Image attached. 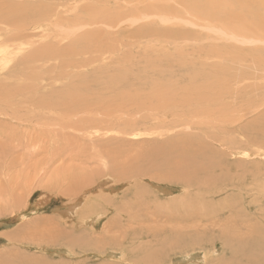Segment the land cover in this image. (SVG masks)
<instances>
[{
    "label": "bare ground",
    "instance_id": "6f19581e",
    "mask_svg": "<svg viewBox=\"0 0 264 264\" xmlns=\"http://www.w3.org/2000/svg\"><path fill=\"white\" fill-rule=\"evenodd\" d=\"M8 1L5 0L0 5V27L3 28V32L1 31L0 34V115L6 116V118H0V133L5 142H13L18 139L14 138L16 135L14 136L15 133H13V130L11 131L8 125L23 129V126L29 122L39 120V116L43 117L40 118L41 120H46L51 111L55 115L52 119L54 122L56 121L54 124L59 126L52 137H48L51 134L49 131H44L43 128L36 130V127H31V125H26L30 126L31 129L33 128L32 130L29 128V133L26 132L34 137V141L36 139V141L49 142L53 146L54 155L52 156L51 153V156H49L53 163L68 157L63 153L65 151L62 146L64 140L69 138L68 141H70L69 136L71 134H69V131L71 129L90 134L92 132H89L90 127L97 126L99 121L106 124L109 122L107 119L105 122V114L111 113V111L116 114L121 110L122 113H125L126 109H129L127 111V118H129L130 115L132 117L136 113L138 114L142 109L140 107H143V111H146L148 115L151 114L149 116L141 115L144 112L139 114L140 117L131 118V121L115 122L116 127L111 126V128L113 127L118 131V133H116L117 131L113 132L116 135L115 140H117L118 146L115 143L113 146L107 144L104 145L101 151L95 150L94 152L88 148L92 151L85 152V159L82 158L81 163L87 164L89 162V164L94 165V169H86L81 173L68 170L63 174L58 170L51 176L52 178L49 177V180L38 182L37 188H39L40 193L42 192L38 203L43 205L53 198H62L64 200L63 208L65 209L62 217L67 223H71L70 229L72 232L62 231L56 226V221L54 230L51 228L53 226L51 221L46 224L49 225L48 228L44 227L47 232L38 234L42 232L43 229L41 228L43 227L36 230V233L40 236H38L39 239L41 238L43 241L45 239L49 246L55 248V250L51 248V252L55 255L63 254L67 256L66 260H71L82 254H90L93 257L92 259L77 258V261L72 259L71 261L74 262H71V264H87L88 262H98V264H164L168 255L173 252L172 248L177 247V251H180L188 248L190 244H201L196 236L191 237L186 234L185 229L189 223L200 222L209 225L223 223L224 230L216 236L221 240L222 245L220 247L227 251L229 257L226 260H220L221 264H264V227L261 226V223V225L256 223L254 226L246 227L247 223H253L248 222L251 218L242 215V207L247 210L251 203L255 205L258 201V199L253 200L248 197V193L254 194L252 192L258 190L257 183L261 180V176L257 174L258 172L256 173L255 169L258 165L253 164L254 162H251V160L248 161L250 157L248 152H245V157L243 155L246 160L245 163L238 158H232V160L227 158V155L235 156L245 148H252L253 144L264 145V109L259 120H255L256 123L246 121L242 126L233 125L234 120H230L233 119L231 117L240 116L241 119L244 118L241 116L248 114V111L255 110V108L253 110L249 108L254 107L258 101L254 98H244V101H247L244 108L236 106V103L234 104L235 108L230 109V105L227 103L228 99L225 97L226 90L223 91V83L226 79H235L238 76L239 81H245L244 77L247 73L240 69L239 73L235 74L236 77L231 76L226 73V70H231V67L229 66L227 69L217 67L218 63L212 64L214 67L210 66L216 70H212V73H210L208 70L201 69L203 63L200 62L201 59H204L202 61L215 59L214 56L224 59L225 55H229L230 49L224 50L222 47H215L213 43H219V45L220 43H226L231 46L234 44L235 47L242 46L264 50V0L246 1L248 5L260 9V13L257 11L259 14H254L250 9L247 14L237 18L239 22H236V24L223 23L228 18L226 7L234 6V3L230 0H154L153 4H149L148 7L144 8L145 14L143 9H137L134 6L125 10L121 18L114 13L113 17L115 18L109 19L107 23L110 27L115 26L127 17L141 19L142 16L146 17L158 11L165 15L166 19L176 17L178 21H186L203 31H208L205 33L206 39L214 41L208 45L206 44L208 47L203 45L204 50L201 52L196 51L195 58L200 63L187 58H174L167 61L158 60L153 55L152 58L151 54L148 58L146 57V51L150 52V47L144 45L142 50L137 52L129 50L126 54L127 50L123 51L125 55L119 60L118 57H115L118 65L113 70H105L103 68L104 64H101L102 67L98 65V70L93 71L94 74L96 72L93 77H85L87 75L83 77V74L79 73L77 75V72L75 75V73L68 72L67 69H76L80 62H87V59L83 60L80 55L83 53L91 55L89 51L92 49L93 44L99 40V36H107L104 31L98 33V30L101 29L97 26H91L98 25L101 22L106 23V20H103L105 16L101 11H96V13H99V19L95 10L89 6L67 11L63 6L72 0ZM95 1L105 3V1L111 2L112 0ZM254 3L255 5H253ZM239 5V9L244 8L242 2ZM111 13L113 12L109 10V7H106L105 14L110 16ZM261 17H263V25H259V23L255 25L253 19L259 21ZM72 22L74 24H71ZM252 26L260 29L252 30ZM82 27H87V29H81ZM171 27L160 28L157 25L144 23L137 31L142 30L141 34L146 37L157 34H166L172 37L190 34L188 32L190 29H186V31L183 28H180L179 31L173 29V32ZM125 28L120 29L121 36H124ZM210 32L212 33L210 34ZM193 35L197 36L194 32ZM126 38H128V35ZM66 39H70V41L63 44ZM15 43L20 44L17 48H12L10 44ZM254 43L259 44L253 45ZM32 44H36L33 49H31ZM102 52L103 50L99 48L98 54ZM135 53H138L139 57ZM184 54L188 53L185 52ZM229 56L232 58L231 62H234L233 64L235 62L236 64L239 63L236 67L238 69L244 60L248 59L247 55L241 54L238 50L236 55L230 54ZM133 57L138 58V60L141 59L139 62L140 64L143 62L145 71L140 72L139 70L133 75L128 71L129 68L125 69L123 63H128L127 61ZM225 59L227 60V58ZM140 66L143 68L142 65ZM175 71L185 72L184 81L191 82V85L187 87L173 83L172 76H175ZM68 76L74 79L71 84L66 87L62 83L56 85L59 88L63 86L60 89H57L58 87L54 85L57 90L45 92L44 89L50 82L60 83ZM195 78L201 81L198 82L197 80L196 82ZM52 86L49 90L53 88ZM195 87V95H189V88L194 90ZM204 89L208 92H205ZM106 93H110V95L107 96ZM190 93L193 94V91ZM7 99H9L8 104L6 103ZM89 106L95 108H89L92 113L98 112L97 115L100 118L104 116L103 121L99 117H96V119L94 114L93 116L88 114L90 112L86 113V111H89L87 108ZM79 107H85L86 110L81 108V111L83 110L86 113L85 118L84 116L80 117L79 120L75 118L74 121L78 120V122L69 123L72 128H70L68 134L64 133L62 126L59 124L60 122H58L60 112H70L71 115V111L79 110ZM107 108L112 110L108 111ZM18 109H28L27 114L34 113L32 116H35L31 118L28 115L26 116L27 120L18 121L15 116ZM114 109H116V112H114ZM35 111L38 112L35 113ZM102 113L104 115L101 117ZM78 114L77 117H79ZM178 114L190 118L196 116L201 118L216 117L214 120L223 121L217 124L222 132L224 131L227 134L233 131V133L236 132L242 135L245 138V141L242 142L244 144L229 136L219 137V134L218 136L209 133L200 126L201 124L198 126V130L190 131L195 132L194 134L182 132L168 135L172 131L171 128L178 125L177 119H180L179 117L175 118L177 121L172 120ZM150 116L154 117L155 122L148 121ZM169 117L171 118L169 119ZM112 118L115 121L114 117L109 119L112 120ZM182 120L184 122L189 121L183 117V119H180V123ZM69 121L71 120L69 119ZM24 122L27 123L23 125ZM111 123L110 121L108 124L111 125ZM146 123L150 125L149 129H153L151 132H146V128H143ZM189 126H191V123ZM160 128H163L164 132H160ZM179 129H181V126ZM164 133L168 137L166 140L160 141L159 136ZM143 134H154L155 138H146ZM124 136L126 138L128 136L131 140L130 144L134 146L132 152L129 151L130 149H124L122 145V142L126 139ZM90 137L93 139L92 136ZM144 137L146 140H142ZM20 139L23 140L24 137ZM28 139V137L25 139L26 142L29 141ZM25 140H23L24 143ZM34 141L31 142L34 143ZM91 141L93 142L95 139ZM10 142L9 144H11ZM69 145L72 147L71 144ZM142 145L145 146L142 147ZM72 148L77 149L76 147ZM80 149L76 151H87ZM95 172L97 173L95 174ZM144 180L153 183L155 188L160 187L161 183L159 182L161 180L181 181L184 194L177 202L171 200L162 205L160 203L161 199L153 195L148 190V186L143 185ZM100 186L101 188L98 189L97 187ZM91 187H94L95 190L90 191ZM228 188L235 192L229 205L218 207L214 212L212 210L200 211L204 196L210 197L220 191L222 192V190H228ZM191 189L195 190L196 194L202 195V197L196 196L197 200L190 198L186 194ZM164 190L165 188H161V191L164 192ZM167 191L169 190L167 189ZM14 204L16 205L15 202L11 201L8 204L10 205L9 210L4 209L0 214L11 213ZM57 208L55 209L57 210ZM108 211L114 213L109 219L105 218ZM39 219L40 217L34 218L24 225L31 226L36 224L34 221H39ZM253 219L256 218L253 217ZM61 220L63 219L61 218ZM101 221V227L97 230L94 225L96 222L100 223ZM146 223H151V225L145 228L141 226L146 225ZM136 225L139 226L134 229L133 227H136ZM173 225H180L178 226L180 228L177 230ZM190 229L193 230L194 228ZM21 230L19 231L22 233ZM145 238L148 239L151 245L146 246V249L143 250L140 247L142 245H140L139 240ZM218 238L217 240H219ZM34 240L37 241L35 237ZM49 251L50 247H48ZM107 254L111 257L109 259L103 258ZM198 255L197 258L202 259L203 256ZM188 256L193 255L178 256L177 260L173 257L171 263L191 260L192 257ZM193 258L195 257L193 256ZM42 259H37L32 263L29 260L24 259L23 261L21 258L14 257V259L9 258V261H7L8 258L2 259L0 262L1 264H50ZM65 262L62 264H68Z\"/></svg>",
    "mask_w": 264,
    "mask_h": 264
},
{
    "label": "rangeland",
    "instance_id": "374dc122",
    "mask_svg": "<svg viewBox=\"0 0 264 264\" xmlns=\"http://www.w3.org/2000/svg\"><path fill=\"white\" fill-rule=\"evenodd\" d=\"M4 1L5 0H0V5L3 4ZM33 1H37V0H33ZM230 1L232 3H234V6L226 7V9H227V15L226 16L228 18L223 22L224 24H227V23L236 24V22H239L237 18L247 14L250 9H252L250 11L254 12V14L260 13V9H255V7H253L252 5L247 4L246 1H248V0H238V2H236V0H230ZM160 2H164V1H160ZM169 2H171V1H169ZM241 2L244 4L243 9H239L240 8L239 3H241ZM153 3H154V0H131V1L112 0L111 2L105 1V3L97 2L95 0H72L71 2L64 5L63 7L67 11L77 10V9L82 8L83 6L92 7L95 10V13H96V11H101L102 14L105 16V18L103 20H106V23L101 22L98 25H91V26L92 27L97 26L98 28H100L101 30H98V33H100L101 31H104L107 34V36H103V35L99 36V40L93 44L92 49L89 51V53L91 55H88V53L87 54L83 53L80 55L83 58V60H85V58H86L87 62H84V63L80 62L79 65L76 67V69H71V70L67 69L68 72L75 73V75L77 72V75H79V73H80V74H83V77L85 75H87L85 77H93V75L96 74V72L94 74L93 71H97L98 70L97 68L101 64L102 65L104 64V66L107 67V68H105L103 66V68L105 70H113L114 67H116L118 65V62H117L115 57H118L117 59L119 60V58H121V57H123V55H125L124 52L126 50H127L126 54L129 50H131L132 52H134V51L137 52L139 50H142V46H144V45H148V47H150V50H149L150 52H148V50L146 51L147 52L146 57H148L149 54H151L152 58H153V56H155V58L158 60L161 59V60H166V61L169 59H174V58L175 59L187 58L190 60L194 59L193 61H196L198 63H200V62L203 63V66H201L202 70H204V71L208 70V72H210V73H212L211 72L212 70L216 71L214 68H211V67H214V66H212V64H214V63H218L217 67H221V68L225 67L226 69H227V67L230 66L231 70L230 69L226 70V73H229L231 76L236 77L237 75H235V74L236 73L238 74L240 69H241V71L242 70L245 71L247 73V75H246V77H244L245 81H242V82L239 81V79H238L239 76H238L235 79H233V78L226 79L225 82L223 83V91L226 90V93H225L226 96L225 97L228 99L227 103H229V105H230L229 108L230 109L235 108L234 104H236V103H237L236 106L244 108L246 106V102H247V101H244V98H247V99H253L254 98L258 101V102H256L257 104L254 107L249 108L252 110L255 108V110H253L252 112L248 111V114L241 116V117H244V118H242L243 120L240 118V116L231 117L233 119H230V120H234L235 124L233 123V125H235V126H237V125L242 126L244 124V122H246V121H254L253 123H256L257 121H255V120H259L260 114L262 115V110L264 109V50H258V49H254V48H245L242 46L235 47L234 44H233V46H231V45L226 44V43H220V45H219V43H213L214 40L206 39L207 36L205 35V33L208 31H203L199 27L191 25L186 21H185L186 23L184 21H178V19L176 17L175 18L171 17L172 19H169L170 17H168L166 19L165 15H163L162 13H160L158 11L153 12L146 17L142 16L141 19H133L131 17L124 18L120 21V23L118 22L113 27H110L107 25L109 19L115 18V17H113L114 13L119 18H121L124 14V11L127 10L129 7L134 6L135 8L143 9V11H144L145 7H148L149 4H153ZM104 5H105V8H104ZM253 5H255V3ZM106 7H109V10L111 12H113L110 15L112 17L105 14ZM181 10H184V9H181ZM257 11H259V13H257ZM144 14H145V11H144ZM144 14H142V15H144ZM96 16L100 19L99 13H96ZM161 19H163L165 21H163ZM253 21H254L255 25H256V23H259V25H263V17L259 18V21L255 20V19H253ZM128 23H131V24H128ZM144 23L145 24H151V25H157L160 28L172 26L173 27V28L171 27L172 30L177 29L178 31L180 28H183L185 31H186V29L187 30L190 29L191 32L188 30V32L190 34H185L183 36H178V37H172L169 35L167 36L166 34L150 35L149 37H146V36H143L141 34L142 30H139V32L137 31V29L140 26H142ZM71 24H74V22H72ZM126 24H128V25H126ZM123 25H125V26H123ZM177 26H178V28H177ZM123 27H126V28H125V32L123 34L124 36H121L119 31ZM2 29L3 28L0 27V34H1ZM81 29H87V27H82ZM258 29H260V28H258V27L256 28V26H252V30H258ZM169 31H170V29H169ZM173 32H174V30H173ZM193 32L196 33L197 36H194ZM134 33H136V34H134ZM211 33L212 32H210V34ZM127 35H128V38L125 39V37ZM69 41H70V39H66L65 41H63V44H67ZM231 42H234V41H231ZM209 43H213V45L215 44V47H217V46H219L220 48L222 47L224 50L230 49L229 55L230 54L236 55L237 50H238L241 54L247 55L248 59L244 60L243 64L239 66V69L236 68V67H238L239 63L236 64V62H235V64H233L234 62H231L232 58L229 55H227V56L225 55V58H227V60L225 58L222 59V58H219L217 56H214L215 59H206L205 61H202L204 59H201L199 62L198 59L195 58L196 53H197L196 51L198 50L201 52L202 50H204L203 47L206 46V44L208 45ZM19 44L20 43L10 44V46L12 48H17L19 46ZM256 44H259V43H254L253 45H256ZM35 45L36 44H32L33 47L31 49H33ZM206 47H208V46H206ZM226 47H228V48H226ZM99 48H101L103 50V52L100 54H98ZM199 48H202V49L199 50ZM231 48H232V50H231ZM117 51H120V52L116 53ZM177 52H182V53L179 54ZM183 52L184 53L186 52L188 54H184ZM115 53H116V55H115ZM189 53H191V54H189ZM232 53H235V54H232ZM135 54H137L136 56L139 57L138 53H135ZM140 60L141 59L138 60V58L133 57L132 59L127 61L128 63L125 62V63H123V65H124L125 69L129 68L128 71L132 74L133 73L135 74L139 70H140V72L145 71L144 70L145 69L144 64H143V62L140 64V62H139ZM225 60L227 61V63L225 62ZM138 62H139V64H138ZM205 62H207V63L205 64ZM129 63H132V64H129ZM135 63L137 64V66ZM220 63H222V64H220ZM102 65H101V67H102ZM140 65H142L143 68H141ZM134 67H136V68H134ZM134 69H135V71H134ZM227 71H229V72H227ZM92 72H93V74H92ZM89 74H91L92 76L91 75L88 76ZM185 77H186L185 72L175 71V76H172L173 83H175L179 86L189 87L191 85V82L184 81ZM232 79L235 81H233ZM65 80H67L66 81L67 83L65 82ZM73 80L74 79H72V78H70V76H68V77L64 78V81L62 80L63 82L61 81L60 83H56V84H54L53 82H50L46 87L47 90H46V88L44 90H45V92H47V91H52L54 89L55 90L60 89L61 87L63 88V86L66 87L69 84H71V81H73ZM195 80H196V82H197V80H198V82L201 81L198 78H195ZM236 82H237V84H236ZM243 82H245V83H243ZM61 83L63 86H60V88H59V86H56V85H59ZM64 83H65V85H64ZM54 85H55V87H58V88L56 89L54 87ZM196 85H198V84L196 83ZM50 86L53 87V88H51V90H49ZM238 88H240V89H238ZM44 90H43V92H44ZM191 91H193V94L190 93ZM204 91L208 92L206 89H204ZM195 93H196V87L194 88V90L189 88V95H195ZM106 95L108 96V95H110V93H106ZM6 103L7 104L9 103V99L6 100ZM9 108H10V106H9ZM81 108L85 109V107H81ZM81 108L79 109L80 111H81ZM87 108L93 109L94 106H89ZM127 108H128V106H127ZM140 108H142V109L140 110V112L138 114L136 113L137 116H135L136 114L133 115L135 117H133V116L131 117V115H130L129 118H127L128 117L127 111H129V109L125 108L127 110L125 112L127 115L126 116V115H124L125 113L121 112L122 110L119 111V113L117 112L115 114L111 111L112 110L111 108H110L111 110H108V108H107V110L111 111V113L113 115L110 112L107 113L109 115L105 114L106 115L105 116V122L107 119L109 122L110 121L112 122L111 125L108 124L109 123L108 121H107L108 122L107 124L104 122L100 123V121H99L97 126L90 127L92 129V130L91 129L89 130V132L92 131L90 134L82 133V132L77 131L75 129L70 130V128H72V127H70L69 123L72 124L74 122H78V120L82 116H84V118H85V114L87 112H90L88 114H90L92 116L94 114L95 118L99 117V115H97V114H99L98 112L92 113V111H90V109H89V111H86V113H85V111L82 110L84 115H82L83 114L82 111L80 112L77 109L74 111H71V115L69 114L70 112L69 113L66 111L60 112L58 122H60L59 124H60V126H62L63 132L67 133V134L70 132L69 134H71V136H69L70 141H68L69 138L67 140H64L65 142H63V146H62L64 148V151H65L63 153L68 157H65L64 159H60L58 161H54L53 163L51 162L50 157H49V156H51L50 155L51 153H52V156L54 155L53 153L55 150H54L53 146L50 145L49 142L45 143V142L39 141V140H38L39 141L38 142V141H36V139L34 141V137L32 135L28 134L30 132V129H31L30 126H26V125H31V127L34 126V127H36L35 128L36 130L43 128L44 131H49L51 133L50 135H48V137L49 136L52 137L54 135V132L56 130H58L59 126H58V124H54L56 121L54 122V120H52V119L55 115H53L51 113V111H50L51 114L49 113V116L48 115H47V117L45 116L46 120L45 119L41 120L40 118H43V117L39 116L40 117L39 120L36 119L32 122H29L28 124H26L27 122H24L23 125L24 124H26V125L23 126L24 128L22 127L23 129H18L16 127L8 125V127L11 129V131L13 130V133H15L14 136L16 135V137H14V138H18L16 140H14L13 142H10V141H8V143L5 142V139H3V137L0 133V212H2L4 209L9 210L10 205H8V204L11 201L16 203V205L14 204V209L11 213L6 212L3 214H0V260L8 258L7 261H9V258L14 259V257H15V258H21L23 261H24V259L29 260L30 262L33 263L37 259L41 260L43 258V259H45V261L47 263L49 262L50 264H62L65 261H66L65 263L71 264V262L77 261V258H88V259L93 258L90 254H88V255L82 254V255H78V256L72 258L74 261H71L72 259L66 260L67 256H64L63 254H56V255L53 254L51 251H52V249L55 250V248H52L51 245L49 246L45 239H44V241L41 238L39 239L40 236L38 234H42L44 232H47L44 229V227L45 228L49 227V225H46V224H48V221L52 222V225H53V226H51L52 229L57 226L58 228L62 229V231H64V230L67 232H72V231L70 229L71 223L69 221H68L69 223H67L64 220V217H62V216H64L63 214L65 212V209L63 208L64 207L63 206L64 200L62 198H53L47 204L40 205V203H38V201L40 199V195L42 192L40 193L39 188H37V185H38V182H40V181L45 182L46 180H49V177H51L53 174H55V172H57L58 170L60 171L61 174H63V172L68 171V170L69 171H77V173H81V171L86 170V169H94V165L89 164V162L87 164L81 163V159L85 157L84 156L85 152H90L92 150H93V152L95 150L101 151V149L104 147V145H107V144H110L113 146L115 143V145L118 146L117 140H115L116 135H115V133H113V132L117 131L115 128H113V127H116L115 122L123 123V122L129 121L131 118L135 119L137 117H140L139 114L144 113V112L145 113L141 114V115L147 116L148 113L146 111H143L144 108L143 107H140ZM115 110L116 109H114V112H116ZM16 111L17 112L15 113V116H16L18 121H20L22 119L27 120L26 116H28V115L31 118H33L35 116V115L32 116L34 113H28L27 114V112L29 111L28 109H23V110L18 109ZM75 111H76V115H75ZM93 111H95V110H93ZM37 112L38 111H35V113H37ZM241 112H243V111H241ZM78 113H80V114H78ZM77 114L79 117H77ZM90 115H88V116H90ZM103 115L104 114L102 113L100 116L102 117ZM149 115H151V114H149ZM66 117L67 118L69 117V118L67 119ZM111 117H114L115 121L112 118V120L114 122L111 119H109ZM120 117L123 118L122 121H121ZM176 117L177 118L179 117L180 119L181 118L183 119V117H184L185 119H187L189 121L184 122V120H182L181 123L182 122L183 123L181 124L180 119H177ZM0 118H6V116L0 115ZM75 118H77L78 120L74 121ZM102 118L99 117L100 120ZM170 118L171 117H169V119ZM215 118L216 117H203V118H201L199 116L190 118V117H185V116H181L180 114H178L177 116L172 118V120H175L178 122V125L174 128H171L172 131L170 133H168V135L179 134L182 132H188V133L194 134L195 132L193 133L190 131L198 130V128H199L198 126L201 124L200 126L205 128V131H207L209 133H214L216 135L219 134L220 135V136L218 135L219 137L229 136V137L235 138L240 143L245 141V138L236 132L233 133V131H231L227 134H225L224 131L222 132V129H219L217 127V124H219L223 121L214 120ZM69 119L71 121H69ZM149 120L151 122H155L153 116H150L148 121ZM191 120H193L195 122H193ZM102 121H103V119H102ZM190 123H191V126H189ZM179 125L181 126V129H179V127H180ZM186 125H188V126H186ZM66 126H69V127L66 128ZM111 126H113V127L111 128ZM192 126H193V128H192ZM149 127H150V125L147 123L145 125H143V128H146V130H147L146 132H151L153 130V129H149ZM174 129L175 130L178 129L179 131L178 130L175 131ZM96 130H98V131H96ZM154 130L158 131L157 129H154ZM26 131H28V133ZM160 132H164L163 128H160ZM216 132H218V133H216ZM97 133H98V135H97ZM116 133H118V131ZM165 133L162 136L161 135L159 136L160 141H164L167 139L168 135ZM24 134L25 135L28 134V135L25 136ZM107 134H108V136H106ZM96 135L98 137H100V136L101 137L98 138ZM90 136H92L93 139H95V141L92 142L91 140H93V139ZM143 136H146V138H148V137H154L155 138L154 134H143ZM22 137H24L23 140L27 139V137H28L29 141L26 142V140H25V143H24V141L22 139H20ZM31 138L34 141V143L31 142L32 141ZM124 138H126V137L124 136ZM237 138H239V139H237ZM17 140H19V141H17ZM82 140L84 141V143ZM86 140L88 141V143ZM125 140H126V142H125ZM142 140H146L145 137L142 138ZM142 140H138V141H142ZM130 141L131 140H129V137L127 136V138L124 139V142H122V145L124 146V149H126V150L130 149L129 151L132 152L134 150V146H131ZM9 142L11 144H9ZM31 143H33V144H31ZM47 144H49V145H47ZM69 144H71L72 147H76L78 150H79V148H81L82 150H87V151H76L77 149H73ZM242 144H244V143H242ZM20 145L22 146V148ZM64 145H65V147H64ZM48 146H49V148H48ZM144 146L142 145V147H144ZM88 148H90L92 150H90ZM46 151H48V152H46ZM245 152L250 153V157H249L248 161L251 160V162H254L253 164L258 165V166H256L257 168H255V169H256V173L258 172L257 174L261 176L260 177L261 180H260V182L257 183L258 184V190H255L254 192H252L254 194H251V192L248 193V197L250 199H253V200L258 199L257 204L254 205L253 203H251L247 210L244 207H242V209H243L242 215L246 218L248 217V218H251V220H253V221H251V220L248 221V222H252L253 224L247 223L245 225L246 227L247 226L248 227L254 226L256 223L258 225L262 224L261 226L264 227V222L262 223V220L264 221V219H263V212H264V145L263 144H256V145L253 144L252 148H250V149L245 148L241 151V153H239L238 155H235V156L231 155V154L227 155V158L228 159L230 158V160H232V158L233 159L238 158L239 160H242L245 163V161H246L244 158ZM69 153H70V155H69ZM243 155H244V157H243ZM96 173L97 172H95V174ZM143 182H144L143 185L145 187L148 186L147 187L148 190L153 195H155L159 199H161L160 203L162 205L170 202L171 200L172 201L176 200V202H177V200L179 198H181L182 194H184L183 193L184 189L182 187L181 181L161 180L159 182V183H161V185L158 188L157 187L155 188L153 183H151L148 180H144ZM97 188L99 189V188H101V186L97 187ZM161 188L162 189L165 188L164 192L161 191ZM93 189H94V187H91L89 190L92 191ZM167 189L169 191H167ZM230 189L231 188H228V190L227 189L222 190V192L220 191L221 193L220 192L216 193L210 197L204 196L203 197L204 201L202 202V206L200 205L201 206L200 211L207 212V211L212 210L214 212V211H216V209L218 207H222L224 205L226 206L227 204L229 205L230 202H232L231 198L234 197V194H235L234 190H232V189L230 190ZM166 192H169V193H166ZM189 193H191V194H189ZM186 195H189L190 198H194L196 200H197L196 196L202 197V195L196 194V191L193 189L188 190ZM193 195H195V196H193ZM259 196H260V198H259ZM205 197H207L208 199L207 198L205 199ZM227 200H228V202H227ZM212 201L213 202L215 201V202L213 203ZM60 206H61V208H60ZM55 208H57V210ZM57 211L58 212L61 211V212L58 213ZM112 213H113L112 211L111 212L108 211L105 218L109 219L110 216L112 217V215H114V213L113 214ZM59 215H61V216H59ZM38 217H40L39 221L38 220L34 221V223H36V224H32L31 226L24 225L25 223H28L32 219L38 218ZM253 217L256 219H253ZM61 218L63 220H61ZM238 218H240V217L238 216ZM58 220H60V221H58ZM55 221L57 222L56 226L54 224ZM37 222H39V223H37ZM101 223H102V221L100 223L99 222L95 223L94 226L97 230H99L98 228L101 227ZM37 225H38V227H36ZM150 225H151V223H146V225L143 224L141 226L145 228V227H148ZM138 226L139 225H136V227H133V228L136 229ZM178 226H180V225H175V226L173 225V227H176L177 230L180 228ZM40 227H43V228H41L43 230H42V232H39L37 234L36 230L40 229ZM192 227L195 230L190 229ZM224 228L225 227H224L223 223L222 224L221 223L216 224V225H209V224H204V223H200V222L189 223L187 225V228L185 229L186 234H188V236H191V237L196 236L201 244H190V246L188 248L180 250V251H177V247L172 248L173 252H171L168 255L164 264H221L220 260H222V259L226 260L227 257H229L227 251L223 250V248L220 247L222 245L221 240L218 238V236H216L219 234L220 231L224 230ZM20 229H22L21 231L23 234L19 231ZM196 229H198V230H196ZM192 231H194V232H192ZM34 234H35V236H34ZM34 237L37 241L34 240ZM8 238L12 239V240H9ZM217 238L220 241L217 240ZM142 240H139L140 245H142L140 247H142L143 250H145L146 246L147 247H148V245L150 246L151 243L148 241V239L146 240V238L142 239ZM48 247H50L49 252H48ZM220 248H221V250H220ZM188 254H192L195 258H193V256H188V257H192V259L191 260L189 259L188 261H182V262L177 261L176 263H171V259L173 257L177 260L178 256H184V255H188ZM198 254L203 256L202 259L197 258L199 256ZM82 256H84V257H82ZM110 257L111 256L109 254H107L103 258L109 259ZM236 258L239 259L238 256H236ZM32 263H30V264H32ZM0 264H1V262H0ZM87 264H98V262H95V263L88 262Z\"/></svg>",
    "mask_w": 264,
    "mask_h": 264
}]
</instances>
